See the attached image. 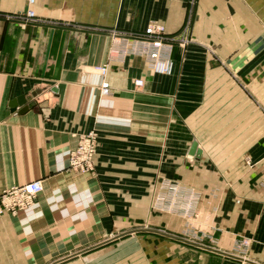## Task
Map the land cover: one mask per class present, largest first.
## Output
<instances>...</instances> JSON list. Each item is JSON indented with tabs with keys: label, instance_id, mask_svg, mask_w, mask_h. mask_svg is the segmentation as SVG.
Wrapping results in <instances>:
<instances>
[{
	"label": "crops",
	"instance_id": "0c3cea01",
	"mask_svg": "<svg viewBox=\"0 0 264 264\" xmlns=\"http://www.w3.org/2000/svg\"><path fill=\"white\" fill-rule=\"evenodd\" d=\"M29 7L0 0V194L43 189L0 218V264H264V0H35L26 22ZM152 23L191 39L168 74L112 38Z\"/></svg>",
	"mask_w": 264,
	"mask_h": 264
},
{
	"label": "built area",
	"instance_id": "2783aa9c",
	"mask_svg": "<svg viewBox=\"0 0 264 264\" xmlns=\"http://www.w3.org/2000/svg\"><path fill=\"white\" fill-rule=\"evenodd\" d=\"M35 0H29L30 7L22 16L26 22L37 21L36 13L33 9ZM112 38L116 45L120 47L124 55L138 56L146 60L150 67L159 73H170L172 69L171 54L173 43L185 47L191 39L185 33L176 39H168L165 35V28L155 23L150 24L141 33H121L112 31ZM96 71L105 76L107 65L96 67ZM141 85V81L136 82ZM112 92L108 82H103L100 86V94L107 96ZM97 151L96 133L90 132L79 138L77 147L70 153L69 166L83 173H89L94 169V157ZM43 186L40 181H32L20 186L11 187L0 194V218L4 214L16 216L20 211L29 207L37 195L42 192ZM249 240L244 238L236 243V255L245 256L249 247Z\"/></svg>",
	"mask_w": 264,
	"mask_h": 264
},
{
	"label": "water",
	"instance_id": "95a60500",
	"mask_svg": "<svg viewBox=\"0 0 264 264\" xmlns=\"http://www.w3.org/2000/svg\"><path fill=\"white\" fill-rule=\"evenodd\" d=\"M200 153L199 151H197V143H193V145H192V148H191V151H190V154H195V153Z\"/></svg>",
	"mask_w": 264,
	"mask_h": 264
},
{
	"label": "rangeland",
	"instance_id": "374dc122",
	"mask_svg": "<svg viewBox=\"0 0 264 264\" xmlns=\"http://www.w3.org/2000/svg\"><path fill=\"white\" fill-rule=\"evenodd\" d=\"M189 39H190V38H189ZM69 168L73 169V168L70 167V166H69ZM73 170H75V169H73ZM75 171H78V170H75ZM78 172H80V171H78ZM80 173H83V172H80ZM167 184H168V183H162V186H163V185L165 186V185H167ZM242 239H244V238H242ZM246 239H248V238H246ZM248 240H249V239H248Z\"/></svg>",
	"mask_w": 264,
	"mask_h": 264
}]
</instances>
